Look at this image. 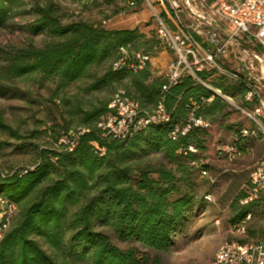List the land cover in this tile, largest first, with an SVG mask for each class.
Instances as JSON below:
<instances>
[{
  "label": "trees",
  "instance_id": "16d2710c",
  "mask_svg": "<svg viewBox=\"0 0 264 264\" xmlns=\"http://www.w3.org/2000/svg\"><path fill=\"white\" fill-rule=\"evenodd\" d=\"M23 5L21 0H0V28ZM26 14L33 16L30 36L42 38L43 44H28L3 59L0 97L10 93L4 81L25 77L40 84L53 82L60 91L90 80L85 93L108 91L114 96L123 91L147 112L162 103L170 120L125 140L115 139L99 126L110 113L112 96L80 108L79 132L55 134L56 148L39 149L33 167L12 172L0 167V228L7 225L0 240V264H148L149 252L174 248L186 218L206 200L197 177L211 174L207 161L213 136L195 126L182 135L191 113L223 131L228 109L217 97L207 103L212 93L190 77L165 92L166 80L150 62L135 70L136 54L154 55L141 51L137 30L64 23L61 8L52 2L33 5ZM240 127L227 122L223 132L228 137L222 132L216 142L238 150L232 165L249 157L257 142L242 137ZM0 130L21 139L2 118ZM219 154L227 161V154ZM153 157L158 158L154 164ZM245 198L238 190L231 202L233 229L248 215L264 218V197L240 205ZM251 220L246 232L253 239L258 232L250 228Z\"/></svg>",
  "mask_w": 264,
  "mask_h": 264
},
{
  "label": "rangeland",
  "instance_id": "374dc122",
  "mask_svg": "<svg viewBox=\"0 0 264 264\" xmlns=\"http://www.w3.org/2000/svg\"><path fill=\"white\" fill-rule=\"evenodd\" d=\"M21 1L24 5L14 12L15 15L5 27L0 28V68L9 53L31 43L35 46L43 44L42 38L30 36L28 27L32 24L33 16L26 13L33 5L52 2L61 8L64 23L84 21L106 29L137 30L142 36L141 51L150 50L154 54L151 56V67L164 78L163 74L172 55L156 43L152 9L145 2L141 1L137 9L129 10L127 0H85L83 3L74 0ZM88 82L90 80L78 82L63 91L58 90L53 82L40 84L30 77L3 82L2 85L7 86L10 93L0 97V118L12 132L21 136V139L13 138L9 132L0 130V167L3 171L33 167L39 149L56 148L55 134L66 130L69 136H74L79 132L80 108L89 109L93 104L111 100L114 93L108 91L85 93ZM208 84L221 90L223 96L231 98V101L220 98L230 109L225 122L232 125L240 123L238 118L241 113L232 104L243 106L241 98L245 94L244 87L218 77L209 79ZM59 91V98L55 99ZM245 123L251 124L248 119ZM223 137L227 138V133ZM217 147L215 145L208 156L211 174L206 179L197 177L201 196L210 195L212 200H205L203 205L188 215L182 231L175 236L174 248L166 253L149 252L148 264H213L218 248L233 237L230 205L238 190L247 195L251 165L264 154V144L263 153L256 161L241 159L234 165L223 160ZM150 160L154 164L158 158ZM247 164H250V168L243 167L249 166ZM223 172L228 173L224 176ZM240 205H245L244 200L240 201ZM251 219L250 228H255L258 236H262L264 218L252 216ZM248 240H252V237ZM141 252L146 254L145 250Z\"/></svg>",
  "mask_w": 264,
  "mask_h": 264
},
{
  "label": "built area",
  "instance_id": "2783aa9c",
  "mask_svg": "<svg viewBox=\"0 0 264 264\" xmlns=\"http://www.w3.org/2000/svg\"><path fill=\"white\" fill-rule=\"evenodd\" d=\"M127 1L129 10L137 9L141 1L149 5L156 38L165 52L172 55L163 74L167 84L163 90L166 92L183 78L190 77L212 93L206 101L211 103L216 97L230 101L231 98L212 88L209 79L218 77L239 83L245 89L241 98L243 106L232 105L242 118L251 122L240 127L242 137L264 140V0ZM122 52L126 55L124 50ZM135 56V70H142L152 62L143 54ZM120 66L115 65V69ZM109 109L110 113L102 118L99 126L119 140L170 120L162 103L154 111L147 112L123 91L113 96ZM192 109H196L195 104ZM192 126L208 129L210 124L191 113L190 123L182 135ZM178 131L176 128L175 132ZM218 150L227 154L230 164L240 156L230 145L223 144ZM247 188L245 204L264 197V155L251 168ZM205 199L211 201L212 197L208 195ZM1 215L0 222L4 218V214ZM250 220L251 215H248L233 229V237L218 248L213 264H264V237L248 240L246 229ZM6 228L7 225L0 228V240Z\"/></svg>",
  "mask_w": 264,
  "mask_h": 264
},
{
  "label": "crops",
  "instance_id": "0c3cea01",
  "mask_svg": "<svg viewBox=\"0 0 264 264\" xmlns=\"http://www.w3.org/2000/svg\"><path fill=\"white\" fill-rule=\"evenodd\" d=\"M227 109H229V108H227ZM238 119H239V121H241L240 123H238L239 126H247V124L245 123V121H246L245 118H242V116H241ZM243 120H245V121H243ZM226 123L227 122L223 123V131L224 132H225V125H226ZM208 130L210 131V134L213 136V140H212L213 143H212V145H211V147L209 149V154H210V152L214 150V146L217 144L216 142L220 138L221 133L223 131H222V128L218 124H210V127L208 128ZM224 132H223V134H224ZM263 144H264V140L255 142V144H254V147L255 148H254L253 153L249 157L244 158V160L247 161V160L253 159L254 161H256V159L260 158L261 154L263 153V150H262L263 149L262 148ZM263 155L261 156V158L263 157ZM223 160H225V159L223 158ZM247 165H249V166H243V167H245V168H248L249 167L250 168V164H247ZM252 165H254V164H252ZM252 165H251V167H253Z\"/></svg>",
  "mask_w": 264,
  "mask_h": 264
}]
</instances>
